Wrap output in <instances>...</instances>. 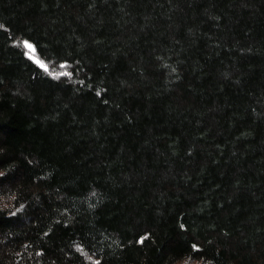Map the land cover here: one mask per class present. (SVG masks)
I'll return each instance as SVG.
<instances>
[{"label": "trees", "instance_id": "trees-1", "mask_svg": "<svg viewBox=\"0 0 264 264\" xmlns=\"http://www.w3.org/2000/svg\"><path fill=\"white\" fill-rule=\"evenodd\" d=\"M97 262L264 264V0H0V264Z\"/></svg>", "mask_w": 264, "mask_h": 264}, {"label": "rangeland", "instance_id": "rangeland-1", "mask_svg": "<svg viewBox=\"0 0 264 264\" xmlns=\"http://www.w3.org/2000/svg\"><path fill=\"white\" fill-rule=\"evenodd\" d=\"M27 41L25 39L21 40V45L23 46V48L25 49V52L35 61L39 60L41 61L44 65L47 66V69H45L44 67H41V65L39 63H37L45 72L49 73L50 75L53 76H57V77H63V76H68L70 77L72 74L70 73V69L68 68V66L64 65V64H57L54 65L50 62H47L44 60V58H42L41 56H39L36 52V50L34 52H31L28 48L25 47L24 42ZM29 44L33 45L31 42L27 41ZM34 47V45H33ZM35 49V47H34Z\"/></svg>", "mask_w": 264, "mask_h": 264}, {"label": "snow or ice", "instance_id": "snow-or-ice-1", "mask_svg": "<svg viewBox=\"0 0 264 264\" xmlns=\"http://www.w3.org/2000/svg\"><path fill=\"white\" fill-rule=\"evenodd\" d=\"M24 45H25V47L28 48L31 52H34V51H35L33 45L29 44L27 41L24 42ZM36 62L39 63V64L41 65V67H44L45 69H47V66L44 65L41 61L37 60ZM143 239H144V237L141 238V241H140V242H143ZM194 247H195V246H194ZM97 264H99V262H97Z\"/></svg>", "mask_w": 264, "mask_h": 264}]
</instances>
